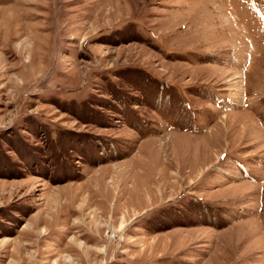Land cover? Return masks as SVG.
I'll use <instances>...</instances> for the list:
<instances>
[{"label":"rangeland","instance_id":"374dc122","mask_svg":"<svg viewBox=\"0 0 264 264\" xmlns=\"http://www.w3.org/2000/svg\"><path fill=\"white\" fill-rule=\"evenodd\" d=\"M0 264H264V0H0Z\"/></svg>","mask_w":264,"mask_h":264},{"label":"bare ground","instance_id":"6f19581e","mask_svg":"<svg viewBox=\"0 0 264 264\" xmlns=\"http://www.w3.org/2000/svg\"><path fill=\"white\" fill-rule=\"evenodd\" d=\"M119 180V179H118Z\"/></svg>","mask_w":264,"mask_h":264}]
</instances>
